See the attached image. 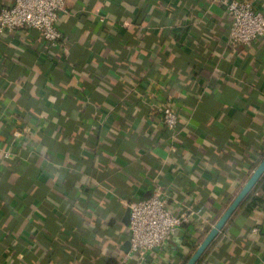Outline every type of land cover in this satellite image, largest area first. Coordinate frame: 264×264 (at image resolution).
<instances>
[{
  "label": "crops",
  "instance_id": "1",
  "mask_svg": "<svg viewBox=\"0 0 264 264\" xmlns=\"http://www.w3.org/2000/svg\"><path fill=\"white\" fill-rule=\"evenodd\" d=\"M59 26L0 32V264H186L264 158V37L234 45L221 0H67ZM157 189L200 214L141 260L126 216ZM257 193L197 264H264Z\"/></svg>",
  "mask_w": 264,
  "mask_h": 264
},
{
  "label": "built area",
  "instance_id": "2",
  "mask_svg": "<svg viewBox=\"0 0 264 264\" xmlns=\"http://www.w3.org/2000/svg\"><path fill=\"white\" fill-rule=\"evenodd\" d=\"M231 20L230 39L234 45H249L264 37V11L255 8L250 0H221ZM67 11V0H14L0 11V32L38 30L50 47H59L64 35L59 26L60 14ZM105 19V17H101ZM162 125L176 132L180 118L173 99L160 108ZM15 135L19 137L20 132ZM0 156L10 158L11 153L0 147ZM130 252L145 260L151 253H158L168 243L171 235L191 222L200 211H176L167 193L155 190L148 198H138L129 204Z\"/></svg>",
  "mask_w": 264,
  "mask_h": 264
},
{
  "label": "water",
  "instance_id": "3",
  "mask_svg": "<svg viewBox=\"0 0 264 264\" xmlns=\"http://www.w3.org/2000/svg\"><path fill=\"white\" fill-rule=\"evenodd\" d=\"M263 176L264 158L259 164V166L255 169L249 180L243 186L239 194L236 196V198L233 200V202L230 204V206L227 208L221 218L217 221V223L214 225V227L208 233L204 241L200 244V246L197 248V250L194 252V254L191 256V258L186 264H197L199 262L203 254L206 252L212 242L216 239V237L221 233V231L224 229L233 214L237 211L239 206L248 198V196L251 194V192L254 190V188L257 186ZM130 215L131 209L129 207L126 216V222L128 225H130Z\"/></svg>",
  "mask_w": 264,
  "mask_h": 264
},
{
  "label": "trees",
  "instance_id": "4",
  "mask_svg": "<svg viewBox=\"0 0 264 264\" xmlns=\"http://www.w3.org/2000/svg\"><path fill=\"white\" fill-rule=\"evenodd\" d=\"M258 189L262 190V192L264 193V179L262 178L260 180V182L257 184V186L254 188V190L251 192V194L248 196L247 200H257L258 198H260V195H256L258 194ZM60 238V237H59ZM20 262V261H19ZM19 264H24L23 262H20Z\"/></svg>",
  "mask_w": 264,
  "mask_h": 264
}]
</instances>
